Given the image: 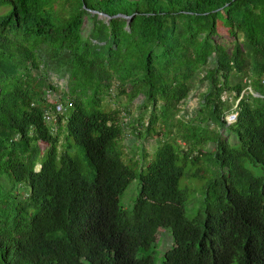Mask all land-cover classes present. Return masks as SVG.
<instances>
[{"label":"trees","instance_id":"16d2710c","mask_svg":"<svg viewBox=\"0 0 264 264\" xmlns=\"http://www.w3.org/2000/svg\"><path fill=\"white\" fill-rule=\"evenodd\" d=\"M0 9V264H264V0H0ZM46 61L68 75L63 89ZM201 72L207 89L184 119L179 106ZM115 96L141 97L147 119L106 109ZM129 128L157 139L139 169L118 144ZM206 153L217 174L188 217L179 181L188 167V177L208 176ZM136 178L127 212L119 198ZM163 229L171 245L157 263Z\"/></svg>","mask_w":264,"mask_h":264},{"label":"rangeland","instance_id":"374dc122","mask_svg":"<svg viewBox=\"0 0 264 264\" xmlns=\"http://www.w3.org/2000/svg\"><path fill=\"white\" fill-rule=\"evenodd\" d=\"M3 11V9H0V13ZM91 27V20L88 18L84 19L83 25H82V30L81 34L82 36H86L89 33ZM41 57L43 59H47L48 57V51L44 49L41 51ZM47 65H43L42 67L45 68L46 75L49 79V81L56 86L59 89H63L66 84H67V74L61 73V68L58 64H55V67L52 65L53 63H50L46 61ZM202 77V72L199 74V76L194 80L193 82V87L191 89L190 95L180 104L179 106V115L183 116V118H188L192 117L197 113V110L200 107V94L206 91L207 89V83L205 81L201 80ZM116 93V91H114ZM60 95L54 94L51 98H49L50 101L54 102L55 99L59 98ZM141 97H138L131 102H128L126 97L124 96H119V97H114L113 100L106 98L104 100V107L106 109H118L120 112L124 114L126 117V123H134L139 117H142L144 119H147L148 112L144 113V108L141 107ZM56 104V102H54ZM230 115L231 113L227 114V121L228 119L230 120ZM230 117V118H229ZM139 121V120H137ZM176 126L174 130L178 129V124L174 123ZM135 128L137 129V132L141 130V127L139 125H135ZM159 130H161V124L157 126ZM135 132L133 128H129L128 133L130 134L129 131ZM135 134V133H134ZM222 134L227 136V140L232 146L237 145V140L236 137L233 133H229L227 135V131H222ZM60 139L61 142L63 141V133L61 131L60 134ZM157 139L153 138L152 136H148L147 140H144L143 142L139 140V137L137 135H132V132L130 135L125 136L122 140L118 141V144H121L122 147V152H123V157L126 160V163L128 161H136V168L139 169L140 166L142 165V162L145 160L142 158L143 154L142 151L144 152L145 156L147 155V160L145 162H150L154 158V148L156 146V141ZM176 143L178 145L184 146L185 147V142H183L181 139H177ZM212 149L210 146H206L204 148L205 151ZM142 150V151H141ZM73 154H76L77 157L79 158L81 165H82V174L85 175L89 180H92L93 174L92 171H90L87 162L85 160L84 152L82 151L81 148L74 146L72 149ZM210 153H206L202 157V163L200 164L201 170L203 172H206L208 176L205 178H201L199 176H191L188 177V171H192V167H188L185 170V175L180 179L179 181V187L181 189L186 190L187 193V201L185 205L186 209V215L188 217H193L195 214H197L201 209H202V198L204 194V185L210 181L214 176H216V166L214 164L213 159H211ZM139 158V160H138ZM201 158V156L199 157ZM143 159V160H141ZM129 164V163H128ZM202 172V173H203ZM197 173V172H196ZM201 172L197 173L199 175H202ZM205 173V174H206ZM189 174H194L193 172H189ZM139 192V180L133 179L125 191L120 195L119 201L121 207L127 211L130 212L133 208L134 202L137 198ZM171 245V235L170 231L168 229H163L157 232L156 235V243L154 247V251L158 252L160 255H156L154 252V259L157 263H160L163 259V252L166 251ZM153 250V249H152ZM150 252H153V251Z\"/></svg>","mask_w":264,"mask_h":264},{"label":"built area","instance_id":"2783aa9c","mask_svg":"<svg viewBox=\"0 0 264 264\" xmlns=\"http://www.w3.org/2000/svg\"><path fill=\"white\" fill-rule=\"evenodd\" d=\"M263 79H264V77H263ZM62 111H64V106H63V104H61V103H56L55 104V112H57V113H61ZM46 119L47 120H50V118H51V115L50 114H46ZM231 117V118H230ZM230 120H232L233 118H234V115L233 114H231L230 115ZM229 120V119H228Z\"/></svg>","mask_w":264,"mask_h":264},{"label":"water","instance_id":"95a60500","mask_svg":"<svg viewBox=\"0 0 264 264\" xmlns=\"http://www.w3.org/2000/svg\"><path fill=\"white\" fill-rule=\"evenodd\" d=\"M92 13L94 14H97V17L98 18H105L106 20H109V18L110 17H108L107 15H105V14H103V13H101V12H97V11H92ZM117 16H120V17H123V18H126L127 19V23H129V21H130V19H131V17L130 16H124V15H122V14H119V15H117ZM128 28V27H127Z\"/></svg>","mask_w":264,"mask_h":264}]
</instances>
